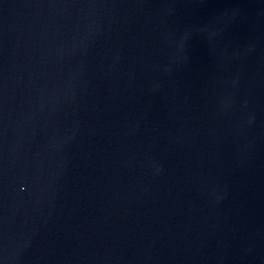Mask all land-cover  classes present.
<instances>
[{
	"label": "water",
	"instance_id": "1",
	"mask_svg": "<svg viewBox=\"0 0 264 264\" xmlns=\"http://www.w3.org/2000/svg\"><path fill=\"white\" fill-rule=\"evenodd\" d=\"M0 264H264V0H0Z\"/></svg>",
	"mask_w": 264,
	"mask_h": 264
}]
</instances>
